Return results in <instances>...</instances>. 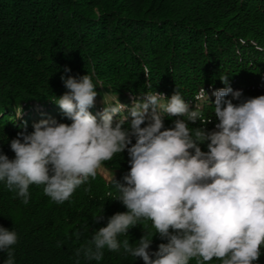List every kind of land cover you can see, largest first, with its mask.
Instances as JSON below:
<instances>
[{"label": "trees", "instance_id": "trees-1", "mask_svg": "<svg viewBox=\"0 0 264 264\" xmlns=\"http://www.w3.org/2000/svg\"><path fill=\"white\" fill-rule=\"evenodd\" d=\"M93 70L94 82L98 78L93 115L116 96L130 107L147 91L170 97L178 89L194 108L193 97L203 86L209 98L204 113L213 119L205 127L212 130L217 121L210 104L212 93L225 86L222 75L244 97L264 95V0H0V151L14 158L9 142L22 122L28 131L41 119L70 124L54 103L67 91L61 76L78 78ZM174 119L165 116V127ZM103 167L123 182L127 152ZM110 180L90 177L62 204L45 195L43 185H30L24 204L0 181V226L18 235L12 246L15 264H143L123 249H104L100 261L84 256L93 232L106 226L108 217L127 211L114 199L118 193ZM101 213L104 220L94 222ZM149 231L151 222L145 221L119 239L135 247ZM162 242L154 236L151 251ZM6 258L0 252V264ZM209 264L220 262L214 258ZM254 264H264V247Z\"/></svg>", "mask_w": 264, "mask_h": 264}, {"label": "clouds", "instance_id": "clouds-1", "mask_svg": "<svg viewBox=\"0 0 264 264\" xmlns=\"http://www.w3.org/2000/svg\"><path fill=\"white\" fill-rule=\"evenodd\" d=\"M143 73L151 89L147 65ZM94 76V70L78 78L61 76L67 91L54 103L70 124L47 118L34 122L31 131L27 122L17 125L20 131L9 142L14 158L0 151V181L6 188L28 204L29 186L43 185L44 194L62 204L94 179L104 162L126 151L129 170L123 182L113 174L110 184L118 193L114 199L127 211L108 217L106 226L93 232L90 246L83 248L87 260L100 261L104 249H123L143 264L258 261L264 247V95L244 97L222 75L225 86L212 93L210 104L217 122L208 130L213 119L204 113L209 98L203 86L193 97L194 108L178 89L170 97L147 91L130 107L117 96L111 103L103 101L101 112L93 115ZM21 115L20 108L16 116ZM165 116L175 117L171 127H165ZM197 122L200 126H190ZM93 220L104 217L101 213ZM145 221L153 231L135 247L119 239ZM154 236L165 242L151 251ZM17 242L15 230L0 226L4 264H15L12 246Z\"/></svg>", "mask_w": 264, "mask_h": 264}, {"label": "rangeland", "instance_id": "rangeland-1", "mask_svg": "<svg viewBox=\"0 0 264 264\" xmlns=\"http://www.w3.org/2000/svg\"><path fill=\"white\" fill-rule=\"evenodd\" d=\"M113 174H114V178H116L115 172L109 171L106 168L102 167V169L98 171L97 175L100 176L103 180L107 181V180L111 179Z\"/></svg>", "mask_w": 264, "mask_h": 264}]
</instances>
